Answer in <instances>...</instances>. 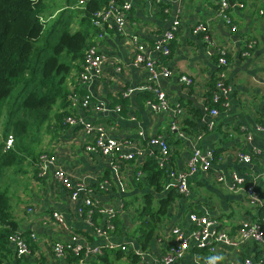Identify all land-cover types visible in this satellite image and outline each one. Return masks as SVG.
<instances>
[{"label":"crops","instance_id":"1","mask_svg":"<svg viewBox=\"0 0 264 264\" xmlns=\"http://www.w3.org/2000/svg\"><path fill=\"white\" fill-rule=\"evenodd\" d=\"M60 2L62 6L65 4V0ZM123 2L131 4L125 35L118 33L112 21L99 28L90 22L91 43L106 60L100 78L81 84L78 71L74 70L67 80L68 92L90 94L92 107L70 109L68 106L64 111L84 123L103 125L108 137L125 143L124 153L135 152L136 158L126 161L115 155L89 153L85 147L94 141L93 135L84 134L80 125L65 123V118L62 127L54 119L49 122L46 143L29 158L23 156L18 161V167L24 166V174L11 176L12 182L6 189L11 214L17 223L16 232L28 239L30 251L18 258L10 246L3 264H77L69 259H56L51 252L55 242H65L72 234L83 246L114 245V249L104 251L109 264H163L174 228H179L189 239V246L173 264H243L245 260L254 263L264 255V247L251 240L242 242L238 230L247 222L259 224L264 232V161L260 157L264 155V134L255 130L257 126L264 127V0H231L226 11L230 23L218 16V0H162L159 5L141 0ZM239 3L243 4L242 8ZM61 7L52 12L47 10L45 15L55 16ZM81 17L74 19L73 29L78 28ZM177 19L179 32L170 44V56L162 60L172 76L159 80V87L170 107L182 110L177 123L183 136L170 131L171 118L166 112H153L147 105L153 95L142 87L151 84L147 72L132 65L134 50L130 40L135 37L150 49ZM199 23L207 26L211 44L205 43L201 35L191 33ZM221 49L228 54V66L224 70L217 67V50ZM152 58L157 59L156 54ZM219 70L224 72L229 88L228 95L221 99L227 106H219L218 114L211 116L214 90L210 92ZM180 76L191 78L193 83L189 86L180 83ZM129 90L132 92L123 97ZM98 103L105 104L106 111L94 108ZM117 105L120 112L113 110ZM197 135L201 138L196 139ZM153 138L167 142L171 152L169 170L186 172L187 161L195 148L201 152L212 150L215 160L209 171L188 177L186 194L178 193L166 173L160 182L161 190L156 191L141 171L146 162L157 163L161 156L160 149L149 144ZM253 151H258L260 156L253 157L249 163L239 160L240 154ZM45 152L56 156L57 165L70 176L71 189L56 182L51 169L39 176L35 163ZM233 173L244 179L246 188L252 186L262 206L249 204L243 190H231ZM219 177L223 180L219 181ZM77 184L92 190L91 198L97 207L114 208L115 229L108 237L95 233V228L106 227L109 219L106 215L95 213L88 223L79 214L85 189L72 200L71 193L77 192ZM170 192L177 196L156 227L155 237L143 249L135 230L141 223L137 212L144 205V197L152 196L156 208L159 200ZM54 212L63 217L70 232L61 231L52 218ZM191 214L215 221L217 229L226 233L236 246L213 243L199 247L191 238V232L197 229L189 220ZM30 234L35 235L34 240L29 239ZM91 262L92 259H86L83 264Z\"/></svg>","mask_w":264,"mask_h":264},{"label":"built area","instance_id":"2","mask_svg":"<svg viewBox=\"0 0 264 264\" xmlns=\"http://www.w3.org/2000/svg\"><path fill=\"white\" fill-rule=\"evenodd\" d=\"M144 2H149L155 5H159L162 0H141ZM239 1V0H236ZM86 0L80 1V4H84ZM231 0H218L219 10L218 16H221L227 23H230L226 11L229 9ZM239 7L242 8L243 4L239 3ZM131 8L129 2H123L119 4L115 0H110L107 6L95 13H93L91 22L93 27L99 28L102 24L112 21L120 35H125L126 27V15ZM263 14V12H260ZM180 21L177 19L172 22L168 30L163 34L162 38L148 49L143 43L139 42L137 38H130L131 44L134 50V58L132 65L135 68H141L145 70L148 74V82L151 85L143 86L142 90L146 89L151 91L154 95L152 100L147 101V105L153 112H166L171 118L170 131L177 133L181 136L183 134L180 132L178 127L177 119L182 114V110L179 107L173 108L170 107L168 100L165 96V93L159 87V80L168 79L172 76V72L168 67L163 64L165 58L170 56V44L175 40V35L179 32ZM231 31H235V27H231ZM193 35H201L205 43L211 44L212 39L209 33V30L206 25L199 23L191 29ZM101 37V35H98ZM153 54H156L157 59H153ZM105 58L100 54L96 45L91 44L85 51L84 59L80 65V70L78 72V82L81 84L90 83L100 78L102 74V67L105 63ZM227 52L224 49L217 50V67L219 69L227 68ZM224 70V69H223ZM178 81L187 86L193 83L192 79L187 76H180ZM132 91H128L123 95L127 97ZM229 93V88L225 84V74L222 70H219L216 73L215 84H214V93L212 95V104L213 107L209 109V114L215 116L218 114L216 108L219 106H227L226 101H221ZM69 107L74 109L76 107H81L87 109L92 107V99L90 94H79L75 91H71L68 96ZM264 106V98L262 101ZM94 108L99 111H106V106L103 103H98ZM115 112H120V106H115L113 109ZM71 115V114H69ZM65 123L71 125H80L84 134L93 135L94 141L85 147V150L89 153H99L102 156H111L115 155L119 160L133 161L136 158L135 152L130 154H125V148L127 145L125 143L119 142L108 137L106 129L103 125H91L88 123L82 122L80 119H76L73 116H67L64 120ZM256 132L264 134V127L257 126L255 128ZM196 139H200L201 136H195ZM248 140L250 137L248 136ZM13 143L12 137H9L6 141V146L11 147ZM151 146H156L160 149V158L157 161L158 167L163 169V171L169 175L175 188L178 193L184 195L187 193V179L190 175L196 172H207L210 170L214 160V152L212 150L201 152L198 148H195L192 151L188 161H187V171H173L168 169V159L171 155L169 146L165 140L162 138H153L149 141ZM260 154L258 151H253L250 154H240L239 160L241 162L249 163L253 157H259ZM264 161V155L260 156ZM36 169L39 171V176H44L47 174L48 170L51 169L53 177L56 182L65 186L66 188L71 189V179L68 174H66L62 168L57 165L56 156L48 153H41L35 163ZM140 173H138V176ZM219 181H222L223 178L219 177ZM231 183L230 188L232 191L243 190L247 195V200L249 204L253 206H262L260 200L257 198L256 194L253 193L252 186L246 188L245 181L238 174H231L230 177ZM78 190L72 191L71 199L75 200L78 197V192L84 190L85 186L83 184H77L76 187ZM92 190L86 188L84 190V197L82 199V205L78 209L79 214L85 216L88 223L94 217L95 213H101L106 215L109 219L107 220L106 227L103 229L95 228V233L103 238L109 236L114 230V217L115 210L112 207L109 208H99L96 205V202L91 198ZM52 218L57 226L61 229L62 232H70L69 227L66 225L63 217L54 212ZM189 220L192 224L197 226L195 231L191 232V238L194 240L199 247H204L206 245H212L217 243H223L227 246H236V243L223 231L217 229V223L205 216H197L191 214ZM239 235L242 242L251 240L255 241L258 244L264 247V232L261 229V226L257 223H242L239 227ZM171 237L168 240L169 250L168 253L162 258L163 264H173L177 260H180L188 249L189 239H187L183 232L179 228H174L171 231ZM30 240L35 239L34 234L29 235ZM10 244L14 247L16 256L22 258L29 254V241L27 238L15 232L9 238ZM114 245L107 243L104 248L101 247H88L83 246L76 235L72 234L70 239L65 242H55L51 246V252L56 259H69L74 258L77 264H83L86 259H97L103 254V251L108 249H114ZM124 250V248H121ZM212 250V247H211ZM243 264H264V255L261 256L254 263L250 260H245Z\"/></svg>","mask_w":264,"mask_h":264},{"label":"trees","instance_id":"3","mask_svg":"<svg viewBox=\"0 0 264 264\" xmlns=\"http://www.w3.org/2000/svg\"><path fill=\"white\" fill-rule=\"evenodd\" d=\"M80 1L65 0L55 16L47 17L46 0H0V180L4 170L15 167L23 156H32L30 134L41 131L54 109L59 110L53 116L58 127L69 116L64 111L69 106L67 80L74 70L79 72L85 51L92 44L93 13L105 8L110 0ZM79 15L78 28L73 29ZM9 137L13 139L11 147L6 146ZM141 171L147 183L160 191L163 169L149 160ZM176 196L170 192L156 208L152 196L144 197V205L137 212L141 223L135 230L141 248L155 237L156 227ZM16 230L8 192L0 190V264L9 253V238ZM104 251L91 264H109ZM69 260L76 262L74 258Z\"/></svg>","mask_w":264,"mask_h":264},{"label":"rangeland","instance_id":"4","mask_svg":"<svg viewBox=\"0 0 264 264\" xmlns=\"http://www.w3.org/2000/svg\"><path fill=\"white\" fill-rule=\"evenodd\" d=\"M61 0H46L45 4L47 6V10L49 11H54L55 9H57L58 7H61L62 4L60 2ZM58 109H54L51 115V118H49V120H47L46 124L44 127H42L41 131L36 133V132H32L30 134V138L28 140L29 142V146L32 152H37V150L39 149V146H43L44 143H46V136H47V126L48 124H50L49 122H51L53 120V116L55 114V112H57ZM27 161V160H25ZM24 161V162H25ZM15 168V169H14ZM14 168H8L6 170H4V175L3 178L0 180V190H4L8 188L9 183L12 182L13 178H10L11 176H22L23 170H24V166L23 164L18 167V164L15 165ZM18 170V172H17ZM11 188V187H10Z\"/></svg>","mask_w":264,"mask_h":264}]
</instances>
